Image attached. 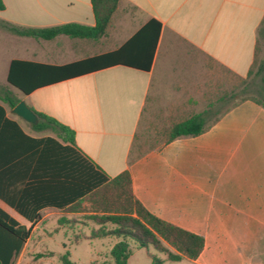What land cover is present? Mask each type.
Here are the masks:
<instances>
[{"label": "crops", "instance_id": "crops-1", "mask_svg": "<svg viewBox=\"0 0 264 264\" xmlns=\"http://www.w3.org/2000/svg\"><path fill=\"white\" fill-rule=\"evenodd\" d=\"M1 1L0 19L17 25H95L91 0ZM151 20L161 28L150 63L148 56L142 61L141 42H135L125 59L89 66L79 75L56 72L52 83L29 94L8 81L13 60L62 67L117 52ZM64 36L36 39L0 27V104L6 117L32 137L56 136L28 128L4 102L24 100L74 129L77 149L109 176L128 169L134 195L150 212L204 237L198 258L181 261L264 264V105L244 98L209 119L218 90L248 76L261 51L264 70V0H120L103 37ZM197 114L205 115L207 130L165 142L166 128ZM149 131L163 140L129 164L134 142ZM0 207L31 229L13 264H32L24 261L34 251L27 244L49 235L44 226L50 219L78 232L98 227L82 220L84 211L47 206L32 222L2 199ZM102 238L109 244L99 249L105 257L96 262L112 264L108 255L120 239ZM139 251L133 250L128 264Z\"/></svg>", "mask_w": 264, "mask_h": 264}, {"label": "trees", "instance_id": "trees-1", "mask_svg": "<svg viewBox=\"0 0 264 264\" xmlns=\"http://www.w3.org/2000/svg\"><path fill=\"white\" fill-rule=\"evenodd\" d=\"M119 1L91 0L95 25L70 22L32 27L0 19V27L19 36L36 39L50 40L59 35L99 39L106 34ZM3 8L4 4L0 0V9ZM160 28V23L151 20L119 51L62 67L13 60L8 81L29 94L52 83L54 80L51 77L56 76V72L66 70L70 72L69 75H79L80 71H86L89 66L103 67L104 62L125 59L123 54L135 42H141L142 49L137 52L142 56V61L144 56H148L150 63ZM132 65L150 69V64ZM262 71L263 67L259 72ZM4 102L15 107L19 99L8 97ZM260 102L264 105V101ZM32 110L38 117V123L31 124L33 130H51L56 136L35 138L26 134L15 120L6 117V110L0 104V199L32 222L40 218V210L47 206L90 212L87 220L96 223L98 227L92 228L87 238L115 236L120 239L110 251L112 264H128L135 248L149 247L166 254L171 261L198 258L204 249V237L150 212L134 195L128 169L116 176H109L77 149L74 129L52 116ZM205 125L204 114L175 123L164 130L165 142L199 135L207 130ZM156 147L158 146L146 148L144 142L136 139L129 156V164ZM85 202L89 204L88 208L83 206ZM30 235L31 229L21 225L0 207V264H13ZM83 237L86 236L78 233L73 242L79 243ZM42 256L43 254H39L38 258ZM60 262L76 264L69 251L60 256ZM152 264H163V261L154 257Z\"/></svg>", "mask_w": 264, "mask_h": 264}, {"label": "rangeland", "instance_id": "rangeland-1", "mask_svg": "<svg viewBox=\"0 0 264 264\" xmlns=\"http://www.w3.org/2000/svg\"><path fill=\"white\" fill-rule=\"evenodd\" d=\"M64 38L68 37L64 36ZM261 54L262 51L248 76L243 80L229 82L226 87L223 85L218 90V94L213 103L214 106L209 113V119L214 118L217 113L244 98H255L264 101V70L261 73L259 72L262 63L260 60ZM15 92L21 95L18 89H15ZM26 126L31 129V123L26 121ZM45 133L54 134L50 130L45 131ZM154 134V131H149L139 139V142H144L146 148L155 145L158 146L157 142L163 140V136H155ZM84 205L86 208L89 206L87 202ZM89 214L91 213L86 211V214L82 215V220L87 221ZM58 227L54 218L47 222L44 228L49 232V235H40V241L37 238L27 244V250L34 248V251H29L25 254V263L61 264L60 256L66 251L70 252L71 259L76 264H93L96 260L102 261L104 259L105 255L99 249H105L108 246L109 238L91 240L83 237L79 243L73 242L76 233H80L82 236H89L91 229L95 226L91 225L88 228H82V231L79 232L78 229ZM39 254H43V256L38 258ZM154 257L161 259L163 264H190L189 261H171L166 254L155 250L153 247L140 248L138 255L134 257L131 264H147ZM108 258H111L110 254Z\"/></svg>", "mask_w": 264, "mask_h": 264}, {"label": "water", "instance_id": "water-1", "mask_svg": "<svg viewBox=\"0 0 264 264\" xmlns=\"http://www.w3.org/2000/svg\"><path fill=\"white\" fill-rule=\"evenodd\" d=\"M13 113L31 124L38 123L37 115L24 100L15 105V107L13 108Z\"/></svg>", "mask_w": 264, "mask_h": 264}]
</instances>
